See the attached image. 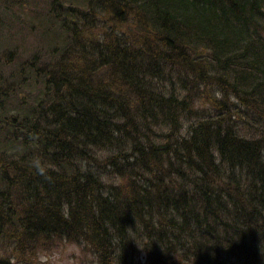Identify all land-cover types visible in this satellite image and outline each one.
Masks as SVG:
<instances>
[{"label":"trees","instance_id":"1","mask_svg":"<svg viewBox=\"0 0 264 264\" xmlns=\"http://www.w3.org/2000/svg\"><path fill=\"white\" fill-rule=\"evenodd\" d=\"M46 5L0 76V264H264V0Z\"/></svg>","mask_w":264,"mask_h":264},{"label":"rangeland","instance_id":"2","mask_svg":"<svg viewBox=\"0 0 264 264\" xmlns=\"http://www.w3.org/2000/svg\"><path fill=\"white\" fill-rule=\"evenodd\" d=\"M46 3L47 0H0V53L10 55L8 59L11 61L8 63L5 59L0 60L2 79L13 72L20 55L22 58L28 57L30 53L41 51L40 48L45 46L46 39L41 34L45 28L39 26V19L41 12L47 7ZM54 33V30L50 31L49 40ZM72 250L78 252V248L71 245L49 258L40 255L36 263L74 264L75 259L70 256Z\"/></svg>","mask_w":264,"mask_h":264},{"label":"clouds","instance_id":"3","mask_svg":"<svg viewBox=\"0 0 264 264\" xmlns=\"http://www.w3.org/2000/svg\"><path fill=\"white\" fill-rule=\"evenodd\" d=\"M35 166H36L37 170L39 171V173L43 175L44 169H43V167L40 166L39 162H37Z\"/></svg>","mask_w":264,"mask_h":264}]
</instances>
